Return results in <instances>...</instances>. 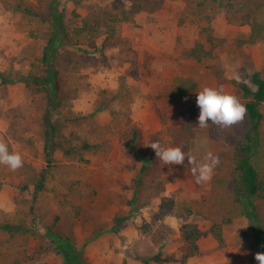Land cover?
I'll use <instances>...</instances> for the list:
<instances>
[{"label": "rangeland", "instance_id": "1", "mask_svg": "<svg viewBox=\"0 0 264 264\" xmlns=\"http://www.w3.org/2000/svg\"><path fill=\"white\" fill-rule=\"evenodd\" d=\"M56 1L68 38L55 51L62 99L53 120L76 150L56 149L48 162L44 90L0 83V223L23 226L12 235L0 228V264L29 255L33 264H61L46 226L71 235L88 264H142L155 253L163 259L149 264H264L238 240L252 232L230 177L233 146L248 128L237 84L253 87V72L264 77V39H251L252 22L264 27V0ZM51 4L0 0V71L40 73L32 63L40 64ZM196 43L208 51L200 60L187 53ZM259 110L251 161L264 174V101ZM217 111L228 125L220 137L211 130ZM133 129L143 171L125 145ZM81 139L93 147L79 149ZM253 202L264 236V200ZM186 223L200 230L191 256Z\"/></svg>", "mask_w": 264, "mask_h": 264}, {"label": "trees", "instance_id": "2", "mask_svg": "<svg viewBox=\"0 0 264 264\" xmlns=\"http://www.w3.org/2000/svg\"><path fill=\"white\" fill-rule=\"evenodd\" d=\"M52 4L49 9V35L46 42L43 44L42 56L40 64L32 63V66L36 67V73L33 70H29L26 74L11 75L5 74L0 71V83L3 85H11L23 82L27 88L33 89L34 93L44 90L46 95V105L43 108L41 114V130L40 134L43 139V151L46 159L49 162L56 149L64 150L65 153H70L71 150L76 148L71 146L70 140H68L63 134L59 133V123L53 120V110L61 103L59 95L55 94L56 88V76L58 74L57 68L53 65L55 59V51L58 44L62 43L63 39L68 38V33L65 29V9L59 5L56 0H51ZM205 31L209 34L210 27L206 26ZM251 39L254 37H260L264 39V27L257 22L251 24ZM202 44L196 43L188 50V54L198 60L202 59L208 54ZM41 65V66H40ZM42 67V68H41ZM249 81L253 85L250 87L248 84L240 82L237 84L240 93L243 97L247 98L244 109L248 117V128L236 140L231 157L232 168L230 171V177L232 180V190L235 201L240 204L243 215L247 218L251 235L238 236V240L241 242H250L255 254L257 256L264 257V236L261 229H259L258 221L259 217L256 213L254 200H264V174L258 172L253 165L251 158L255 146L258 143V129L261 123L262 114L259 110L260 104L264 101V77L258 72H253L249 75ZM227 122L224 118V114L217 111L213 120H211L212 133L220 137L223 135L224 130L227 128ZM76 139L79 138L75 136ZM180 137H183L182 135ZM180 137L177 139L180 140ZM136 140V130L133 129L131 135L125 139V145L139 160H141L140 171L146 168L144 161V155L142 147ZM184 152L187 151L189 142L186 138L181 143ZM67 145V146H66ZM77 147L81 150H88L93 147L87 140L81 139ZM71 149V150H70ZM36 187H41V182L36 183ZM161 206L170 207L167 199H164ZM183 214L191 213V210L187 206L181 208ZM176 216L182 214H175ZM127 215L115 216L111 221L110 231L116 230L120 226V222L126 219ZM21 225H14L10 222L0 223V228L7 231L10 235L14 231L19 230ZM210 231L216 241L220 244H224V237L219 224H213L210 227ZM45 234L53 243V251L59 256L61 264H88L83 257V254L78 248L71 235H60L58 232L51 229V227H45ZM200 236V230L194 224H184L182 231V238L187 246V255L191 256L198 251L197 239ZM162 256L159 253L144 256L141 258L142 264H149L151 261L162 260ZM34 259L31 255L28 259L14 260L13 263L8 264H33Z\"/></svg>", "mask_w": 264, "mask_h": 264}]
</instances>
